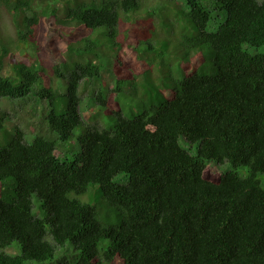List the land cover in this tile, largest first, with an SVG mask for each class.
Returning <instances> with one entry per match:
<instances>
[{"label":"trees","instance_id":"obj_1","mask_svg":"<svg viewBox=\"0 0 264 264\" xmlns=\"http://www.w3.org/2000/svg\"><path fill=\"white\" fill-rule=\"evenodd\" d=\"M2 100L0 264H264V0H0Z\"/></svg>","mask_w":264,"mask_h":264},{"label":"rangeland","instance_id":"obj_2","mask_svg":"<svg viewBox=\"0 0 264 264\" xmlns=\"http://www.w3.org/2000/svg\"><path fill=\"white\" fill-rule=\"evenodd\" d=\"M3 16H4L5 19L2 21V24H1V32H2V34L4 36L6 34L15 35L11 19L7 16V14H4ZM221 22H222L221 19L215 18L211 22L209 31L217 30V28L219 27ZM142 28H145V27H142ZM261 51H262V49H256V51H253V52H261ZM25 58H27L30 62H33L34 61V54H32L30 51H27V52H25ZM174 72H175V74H177L176 70ZM102 80H103L104 84L106 85L107 89H113L114 84H115V76H114V70L112 69V66L109 63L105 66V69L102 72ZM59 84H62V82H60ZM87 97H88V93H86L84 95V99H87ZM123 106H125V104H123ZM0 110L9 112V115L11 117L10 123L14 122V121L16 122L17 120H20V117H16L17 120H15V118L13 119V117H15L14 116L15 112H13V106L8 104V101H4V100L0 101ZM81 110H82L83 119H84V121L87 124H89V125H99V124L103 123V126L108 124L105 119H103L102 122L100 120H96L94 115H96L97 111H95V110L93 111L92 107L91 106L90 107L87 106L85 101L83 102V104L81 106ZM21 113L22 112H20V114H19L20 116H21ZM125 113H126L127 117L132 118L134 115L139 113V110L137 111L136 108H135V105L133 104L132 112H130V111H128V109H126ZM102 114H104V112ZM104 116H105V114H104ZM23 121H25V120H23ZM98 121H100V122H98ZM23 124H22V126H24ZM34 128L35 127H31V126H27L26 125V128H25L26 129L25 141L27 143L31 144L33 142V140L35 139V137L40 136V135L44 136L48 140L58 141V137H57V135L55 133L52 132V134L55 135V137H56L55 139H52L50 137L45 136L38 128L36 130L40 131L39 134L34 133V131H33ZM79 133H80V130H77L76 134L79 135ZM70 143H72V144L65 145L66 146L65 149L67 150L69 148V152L73 150L71 152V154L67 155V157L71 158V157L74 156L75 153L79 152L80 146L77 143L76 139L72 140ZM74 143L77 145L78 149H77V147H75L73 145ZM60 144L64 145L62 143H60ZM210 166H211L213 171H224V172L232 171V167L229 164L228 165L227 164L218 165L216 163H211ZM242 170H245V169H242ZM239 173L240 174L243 173V172H241V169L239 170ZM241 175L244 176V174H241ZM116 181H118L121 184H127L128 183L127 177H125L123 175L119 176ZM36 210H37V212H36ZM34 211L38 215L41 214L40 210L38 209V204L37 203L35 204ZM7 251H8L9 254H16V250L14 248H9ZM78 256H79V254L78 253L76 254V252L73 250V248L68 244L64 248H58L57 251H56L54 260H52V262H49L48 264H59L60 262H63V261L75 262V259ZM61 259H63V260H61Z\"/></svg>","mask_w":264,"mask_h":264},{"label":"clouds","instance_id":"obj_3","mask_svg":"<svg viewBox=\"0 0 264 264\" xmlns=\"http://www.w3.org/2000/svg\"><path fill=\"white\" fill-rule=\"evenodd\" d=\"M127 89V91L129 92L130 91V89L129 88H126Z\"/></svg>","mask_w":264,"mask_h":264},{"label":"bare ground","instance_id":"obj_4","mask_svg":"<svg viewBox=\"0 0 264 264\" xmlns=\"http://www.w3.org/2000/svg\"><path fill=\"white\" fill-rule=\"evenodd\" d=\"M16 58V57H15Z\"/></svg>","mask_w":264,"mask_h":264}]
</instances>
